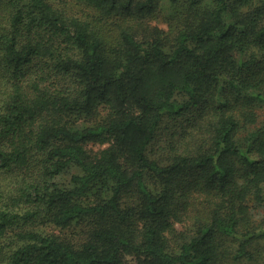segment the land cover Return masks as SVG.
Segmentation results:
<instances>
[{"label": "trees", "instance_id": "obj_1", "mask_svg": "<svg viewBox=\"0 0 264 264\" xmlns=\"http://www.w3.org/2000/svg\"><path fill=\"white\" fill-rule=\"evenodd\" d=\"M0 77V175H32L0 202L3 264L261 258L264 121L240 132L264 109V0H0Z\"/></svg>", "mask_w": 264, "mask_h": 264}, {"label": "rangeland", "instance_id": "obj_2", "mask_svg": "<svg viewBox=\"0 0 264 264\" xmlns=\"http://www.w3.org/2000/svg\"><path fill=\"white\" fill-rule=\"evenodd\" d=\"M83 12H84V10H82L78 7H74L71 9L70 13L71 14H73V13L83 14ZM155 23H157L162 28L167 27V23L164 19V12L163 11H161L159 13L158 21H155ZM28 79H31L30 75H28ZM59 80H61V79H59ZM51 81L58 82V81H56L54 76L50 80H48L47 82H51ZM61 81L64 82L63 80H61ZM61 81H59V82H61ZM6 84H7L6 79L0 77V96H1L0 103L2 102V99L6 95V92H5V94L4 93L1 94V92L6 91L5 90ZM102 110L104 111V113L106 112L105 109H102ZM102 110H101V112L103 114ZM209 116H210V112H209L207 107H203L201 109L194 111V114L192 115V117H193V120H195V121L193 123H189V124L185 125V130L182 131L184 133V135H185V132H187V131L193 132V133L196 132L198 139L201 140L202 138H200V137L202 136V133L205 132V130H200V129L203 126H205V128L207 127V124L209 122ZM263 121H264V109H261L259 122L257 124H249L246 128H244L240 132L241 138L243 139V138L247 137ZM197 124H198V127H200L199 130H197ZM182 135H183L182 133H179V138L181 137L183 139L184 135L183 136ZM108 145H109V142L99 143V142L91 141V142L87 143V149L92 151V152H96L99 149H101L102 147H107ZM79 172H81V169L78 166H71L66 171H64L63 173H61L57 177V181H59L63 185H69L72 175L75 173H79ZM23 176L26 178L32 177L30 171L29 172L26 171L25 173H23ZM23 176L16 173V172L13 175H7V174L0 175V202L2 200L7 201L9 196L17 195L19 193V188L21 187L22 181L24 178ZM262 208L263 207H261L260 209H262ZM27 227H31L35 231L48 233V234H54V235H57L61 238L70 239L74 242H79L80 240L83 239V237L85 236L83 229L86 230V228H87V227H83L77 223L73 224L67 228H61V227L54 225L51 222H41V221L40 222L36 221V222L31 223V224H28ZM12 239H13V237H11V235H10L7 237V240H9L8 242H6L5 239H4V241H1L4 244V250L8 251L14 245V243L11 242ZM0 251H2V250H0ZM3 257H4V254L2 255V253H0V264L4 263ZM252 264H264V253L261 256V258L258 259V262L252 263Z\"/></svg>", "mask_w": 264, "mask_h": 264}]
</instances>
